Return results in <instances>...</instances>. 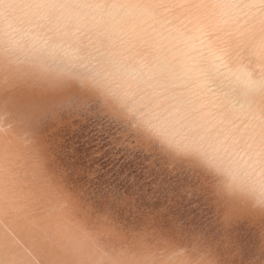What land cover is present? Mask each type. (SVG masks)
<instances>
[{
    "label": "rangeland",
    "instance_id": "374dc122",
    "mask_svg": "<svg viewBox=\"0 0 264 264\" xmlns=\"http://www.w3.org/2000/svg\"><path fill=\"white\" fill-rule=\"evenodd\" d=\"M0 264H264V0H0Z\"/></svg>",
    "mask_w": 264,
    "mask_h": 264
}]
</instances>
